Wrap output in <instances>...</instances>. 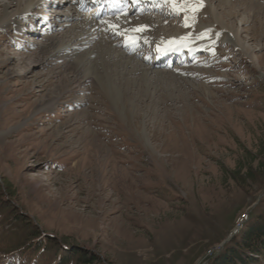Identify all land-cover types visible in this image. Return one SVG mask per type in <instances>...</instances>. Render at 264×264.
<instances>
[{
    "label": "rangeland",
    "instance_id": "1",
    "mask_svg": "<svg viewBox=\"0 0 264 264\" xmlns=\"http://www.w3.org/2000/svg\"><path fill=\"white\" fill-rule=\"evenodd\" d=\"M12 1L0 0V20ZM207 1L176 0L175 18L147 17L141 31L153 46L202 47L197 66L126 57L137 73L111 68L106 98L71 81L51 112L37 109L71 74L57 60L28 72L26 62L46 60L37 45L49 36L76 39L86 18L36 39L0 28V264H217L264 215V0ZM98 33L66 54L93 60ZM124 73L129 95L113 85Z\"/></svg>",
    "mask_w": 264,
    "mask_h": 264
},
{
    "label": "bare ground",
    "instance_id": "2",
    "mask_svg": "<svg viewBox=\"0 0 264 264\" xmlns=\"http://www.w3.org/2000/svg\"><path fill=\"white\" fill-rule=\"evenodd\" d=\"M33 1H36L37 3H36V6L32 7L31 9H38V1L39 0H29V2H26L24 0H13L11 2V5H10L9 8H15L16 10L13 13H11L8 17H5L2 20H0V28L1 29H11V30H14V31H16L18 33L24 34L25 32H24L23 28L18 26L16 24V22L13 21V19L14 20L18 19V20H21V21H25L26 17L24 16L25 14L23 13V11H24V9L30 7V6H28V3H32ZM243 1H245V0H243ZM33 3H35V2H33ZM250 3H251V1H250ZM232 4H233V2H232ZM231 8H234V7L231 6ZM234 11H235V9H234ZM207 12H209V11H207ZM63 14H65L66 16H64L62 18V21H67V22L68 21L69 22L73 21V22H75L74 17H76V19H80V18L82 19V16L80 14L76 13V12H73V14L72 13L66 14V13L63 12ZM186 14H188L189 16L191 14H193V9H189V11H187ZM228 15H231V13H228ZM118 23L119 22L111 23V25H109V26H116ZM84 24L89 25V26H86ZM143 24H144L145 27H148V28L149 27L151 28L152 25H153V23H151L149 21H144ZM62 25L63 24L59 23L58 25H56V26L53 25V26H54V29L56 30V29H62L63 28ZM77 25H79V26H78V29H77L78 37L76 39L66 36L63 39V43L62 44H57L56 45L54 36H49V37L46 38V40L44 39L45 42L47 43V45H44L42 43L37 45L38 49L40 51L39 54H41L46 60L44 62H42V60L39 61V60H37L35 58V59L27 60L28 62H26V65H27L26 66V71L28 72L29 71V67H31V69H32V68H38L40 66H47L48 63H51V62H54L55 60H57L58 62L62 63V66L66 67V71H68L69 74H71V78H72V79L65 80V82H64L65 85H62L63 84L62 83L55 90H52V94L54 95V97H52V98H48L47 97V99L45 100L46 103L43 106L40 105L39 108L37 109L38 111L51 112L54 108H56L57 104H58L59 97H61L64 94H66V92H67L66 88L71 83V81H72V83L78 84V86H80V87L89 86L93 91L101 94L103 97L106 98L109 95L108 94L109 90H107V87H106V85L104 83V80H105V78H109V77H112V76L114 78H116V75H118V73L115 71V70H117V67L118 68L120 66L122 68L123 67H128L130 69V71L136 72V70H135L136 67L133 66L134 69H132L130 67V65H128V64H132V63L131 62H127V60H125V59H127L126 56L123 55V53H121L117 48L114 47L115 49H117L116 51H114V52L117 53V55L115 56V55L112 54L114 48L112 49V44L109 43V40H107V38H105L102 42L97 43L98 44L97 47H100V48L95 52V54H94L95 57H94L93 60L90 58V56H89V58L87 57V55H89L90 52L88 54H83V53L79 54V60H77V61H75L73 58H71L69 54H70V52L74 51L75 48L77 49L79 47L81 49L83 46L84 47H85V45L89 46V45H91L93 43L94 40L91 41L93 33L95 34L96 32H99L98 34H101V36H103V38L105 37V35H102L103 34L102 33L103 26L100 25L98 22L96 23V22H93V21H91L89 19H86V20H84V22L79 21V23H77ZM67 28H69V27H67ZM65 32H66V30H65ZM112 32L113 31H111V35H109L111 37L114 36L113 34H115V33H112ZM229 32L232 33L236 37L235 46L236 47H241V40H240V37L238 36L237 30L234 31V30L230 29ZM32 33L33 32H31V34ZM35 34H36V32H34V34H32V35H35ZM98 34L96 36H98ZM122 35L123 36H130V37H133L135 39L137 37L133 31H128L125 34L122 33ZM62 37H64V36H62ZM99 37H100V35H99ZM99 37H95V38L93 37V39L96 40ZM114 38H116V37H114ZM167 40L168 39L165 37V38L162 39V41H159V43L157 45L158 46L167 45L166 44ZM65 46H68V48H65ZM67 50L70 51L68 54H66L68 52ZM243 50L245 52H248L245 49H243ZM84 59H85L86 63H88V64H84V62H83ZM88 59H91V61L87 62ZM109 63H112V65L109 64ZM89 64H92L91 66H94L93 67L94 70L93 71L91 70V72H89V73H85V71L87 70L86 66H89ZM111 68L115 69V70L112 71ZM58 69H59V67H56V70H58ZM109 70L112 71V74H111V72ZM143 73H145V72H143ZM58 74H60V73L58 72ZM141 74H142V72H141ZM145 75H144V77H145ZM40 76H42V75H39L37 79H39ZM125 76L126 75L124 73L123 77H121V79H123L122 82H118L117 81L118 83H116V81H115L116 79H115L114 80L115 82L114 83L112 82V83H113L115 88H117L118 85L119 86L122 85V87H125V90L122 91V94L127 95L128 92L130 94V91L128 90V84H129L128 82H129V80L127 79V77L125 78ZM82 80H83V82H81ZM178 82H180V81H178ZM82 83H84V84H82ZM111 93H112V90H111ZM163 98L164 97H161V99H163ZM4 135L5 134H1L0 140H2Z\"/></svg>",
    "mask_w": 264,
    "mask_h": 264
},
{
    "label": "trees",
    "instance_id": "3",
    "mask_svg": "<svg viewBox=\"0 0 264 264\" xmlns=\"http://www.w3.org/2000/svg\"><path fill=\"white\" fill-rule=\"evenodd\" d=\"M262 216L248 222L245 231L238 237L239 242L237 241L234 248L226 250L216 261L217 264H262L260 261L264 257V215Z\"/></svg>",
    "mask_w": 264,
    "mask_h": 264
},
{
    "label": "snow or ice",
    "instance_id": "4",
    "mask_svg": "<svg viewBox=\"0 0 264 264\" xmlns=\"http://www.w3.org/2000/svg\"><path fill=\"white\" fill-rule=\"evenodd\" d=\"M185 26H186V27L188 26V25H187V17H185ZM110 27L115 28V27H118V26H110ZM144 27H145V26H140L139 28L133 29L132 31H134V32H140V31H143V30H144ZM128 39H132V38L129 37Z\"/></svg>",
    "mask_w": 264,
    "mask_h": 264
}]
</instances>
